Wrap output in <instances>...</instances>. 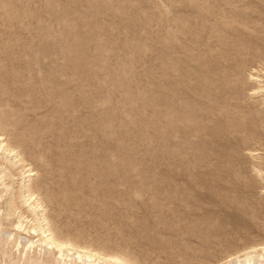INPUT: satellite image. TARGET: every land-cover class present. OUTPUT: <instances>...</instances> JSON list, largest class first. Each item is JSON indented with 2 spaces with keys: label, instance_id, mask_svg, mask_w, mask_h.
<instances>
[{
  "label": "rangeland",
  "instance_id": "1",
  "mask_svg": "<svg viewBox=\"0 0 264 264\" xmlns=\"http://www.w3.org/2000/svg\"><path fill=\"white\" fill-rule=\"evenodd\" d=\"M263 62L264 0H0V127L64 239L219 263L264 244Z\"/></svg>",
  "mask_w": 264,
  "mask_h": 264
},
{
  "label": "bare ground",
  "instance_id": "2",
  "mask_svg": "<svg viewBox=\"0 0 264 264\" xmlns=\"http://www.w3.org/2000/svg\"><path fill=\"white\" fill-rule=\"evenodd\" d=\"M249 77L255 85L250 95L264 106V62L252 69ZM249 154L256 163H264V151L251 149ZM254 169L264 181V168L257 165ZM38 178L39 172L25 153L0 127V264H133L61 237L54 228ZM221 261L214 264H264V244Z\"/></svg>",
  "mask_w": 264,
  "mask_h": 264
}]
</instances>
